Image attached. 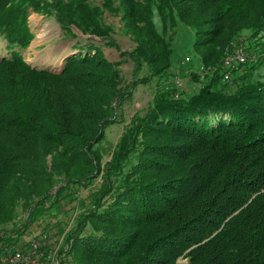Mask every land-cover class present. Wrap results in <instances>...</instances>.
<instances>
[{
	"label": "trees",
	"instance_id": "16d2710c",
	"mask_svg": "<svg viewBox=\"0 0 264 264\" xmlns=\"http://www.w3.org/2000/svg\"><path fill=\"white\" fill-rule=\"evenodd\" d=\"M105 9L136 43L119 61L81 45L57 65L24 56L31 10L54 13L73 36L75 26L111 39ZM178 19L194 31L200 63L218 68L191 72L197 85L176 93L163 84ZM0 35V242L18 239L20 227H8L19 209L27 226L101 177L63 228L69 263L264 264V56L231 88L219 69L232 45L264 44V0H0ZM155 77L152 101L104 158L106 127L124 123L139 83Z\"/></svg>",
	"mask_w": 264,
	"mask_h": 264
},
{
	"label": "rangeland",
	"instance_id": "374dc122",
	"mask_svg": "<svg viewBox=\"0 0 264 264\" xmlns=\"http://www.w3.org/2000/svg\"><path fill=\"white\" fill-rule=\"evenodd\" d=\"M91 2H93L95 5H101L102 0H91ZM102 21L106 25L110 26L111 39H103L94 34H84L75 26H73L74 28L73 30L75 31L76 35L73 36L72 30H69L67 32H64L62 30V26L60 22L57 20L56 15L54 13H49L46 12L45 10H31L29 14V25L34 32L35 34L34 37L36 39L34 38L35 41L34 42L32 41L33 43H31L30 46L24 49L23 54L24 56H26V58L28 56V60L33 59L34 57L33 58L31 57L32 53L34 54L35 48H39L40 52L37 57V61L39 63L43 62L45 61V56H42V52H44V50H47V48H49V45L52 42H54L58 44V47L55 50H53V53H57L58 50L61 48V45L62 46L81 45L79 47L82 52H86L87 50H90L91 47H95L98 50H101L108 59L112 61H119L121 59L120 51L131 50L134 48L136 43L133 41L132 37L130 36V33L125 30L124 23L122 22L119 15H116L110 10L105 9L103 13ZM158 25L160 28L159 23ZM176 28H177V32L176 35L173 37L172 53L170 56L169 71H171L172 76L168 77V79L164 81L163 84L164 86H168V85L173 86L174 71L179 70L180 72H183L186 69L197 70L201 65L199 61V55L194 49V41L196 37L194 31L179 19L177 21ZM109 40L114 41L119 46V48L112 46V44L108 42ZM247 42L248 41L246 40L244 44L248 49ZM257 46L259 47V48L257 47L258 49L252 48L251 50L248 51L250 52L259 51L258 53H260L261 51L260 47L262 48L264 44H259ZM0 48H6V42L5 40L2 39V37L0 39ZM262 56L264 55H260V57ZM118 68L121 70L122 74L126 79L131 78L133 63L130 60L124 59V61L118 66ZM257 68L258 69L261 68L260 70H262L264 68V62L260 63L257 66ZM145 69L146 68H144V70ZM141 76L142 74L140 75V77ZM181 78H182L181 80L184 91H188L189 89L195 87L197 85V81H199V79L195 80L191 76L189 77L188 73L187 75L185 74V76H183L182 74ZM157 80L158 78L155 77L149 82L139 83L138 87L135 89L133 98L124 106V112L123 113L121 112L122 115L120 118H118L124 120V123L121 120H118L116 122L110 123L106 127L104 136L99 143L100 147H103L102 152L104 158L107 159L113 154L112 152L114 145L118 140V138L120 137L124 125L131 120L132 116L139 109L146 107L148 103L152 101L154 97V93L157 90V87L159 86V84H157ZM231 85L232 82H229L227 86L231 88L232 87ZM100 180L101 177L95 179L94 183H92L88 187H85L83 191L81 190L80 194H78L76 199L74 198L77 192L74 193V195L72 196H68L66 198L61 199L59 204L50 207V209L47 211V215L45 214L42 218L32 221L27 226L25 225L26 227L23 225L24 217H25L24 211H21L19 209V213H18L19 217L16 218V220L13 223H11L8 228L11 229L13 227L14 228L20 227L18 229L17 234L19 239L25 242H27L32 235H35L43 228L45 230L47 229L48 231L52 232V238H51L52 241L58 239L59 237H62L63 228L68 229L70 227V225L73 223L75 212L79 209V205H78L79 196H82L81 199L84 196H86L88 189L94 188L96 185H98L97 183ZM81 201L82 200H80V202ZM76 220L72 224V226L75 225ZM65 260L67 264H71V262L69 263V257L65 256ZM186 263H187L186 258L183 257L179 259V264H186Z\"/></svg>",
	"mask_w": 264,
	"mask_h": 264
},
{
	"label": "built area",
	"instance_id": "2783aa9c",
	"mask_svg": "<svg viewBox=\"0 0 264 264\" xmlns=\"http://www.w3.org/2000/svg\"><path fill=\"white\" fill-rule=\"evenodd\" d=\"M264 54V48L261 52H249L246 45L243 42H238L230 48L227 54L224 56L221 66L222 81L229 83L233 80V74L240 71L241 68L248 62H256L260 55ZM217 66H206L201 64L197 70L186 69L183 72L176 70L174 74V84L176 93L183 90L182 74L187 73L191 75V72L195 71L203 77L206 73L213 72ZM16 240L10 242H0V264H65V255L60 252L63 236L51 240L52 232L41 229L35 235L25 242L19 239L18 234H14ZM13 235V236H14Z\"/></svg>",
	"mask_w": 264,
	"mask_h": 264
},
{
	"label": "crops",
	"instance_id": "0c3cea01",
	"mask_svg": "<svg viewBox=\"0 0 264 264\" xmlns=\"http://www.w3.org/2000/svg\"><path fill=\"white\" fill-rule=\"evenodd\" d=\"M0 39H1V37H0ZM35 39L33 40V42L35 41ZM57 47H58V44L52 42L49 45V48H47V50H44V52H42V56H45V61L44 62H46V63L47 62H55L56 60H58L57 62L54 63V64L57 65L58 63H60L59 59H61L64 56L65 52L68 51L69 48H73L74 46L73 45H71V46H67V45L62 46L61 45V48L58 50V52L57 53H53V50H55ZM2 50H4V48H0V53H1ZM39 52H40L39 48H35L34 54L32 53V55H31V57L32 58L34 57V58L33 59H30V61H32V62H38L37 61V57L39 55ZM27 59H28V56H27ZM40 63H43V62H40ZM43 64H45V63H43ZM183 76H185V74H183Z\"/></svg>",
	"mask_w": 264,
	"mask_h": 264
},
{
	"label": "bare ground",
	"instance_id": "6f19581e",
	"mask_svg": "<svg viewBox=\"0 0 264 264\" xmlns=\"http://www.w3.org/2000/svg\"><path fill=\"white\" fill-rule=\"evenodd\" d=\"M230 47V46H229ZM62 61H60V63H61Z\"/></svg>",
	"mask_w": 264,
	"mask_h": 264
}]
</instances>
